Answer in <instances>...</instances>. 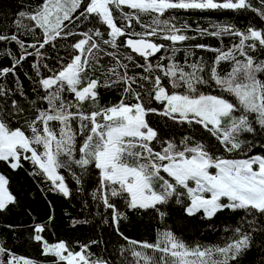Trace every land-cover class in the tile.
<instances>
[{
  "label": "snow or ice",
  "instance_id": "snow-or-ice-1",
  "mask_svg": "<svg viewBox=\"0 0 264 264\" xmlns=\"http://www.w3.org/2000/svg\"><path fill=\"white\" fill-rule=\"evenodd\" d=\"M258 3L259 7L252 0H38L34 6L22 5L11 28L0 32V42H14L20 50L18 56L11 49L0 53L11 59V66L0 67V78H15V91L28 109L17 99L9 106L13 90L0 84V161L13 171L28 162L29 176L64 197L72 194L64 171L79 185L94 169L97 187L91 197L109 211L110 221L106 217L104 222L126 241L119 249L123 264H236L259 247L257 236L264 237V154L250 155L258 147L264 152V60L251 54L264 50V28H197L198 36L227 35L239 42L227 49L202 43L181 48L178 45L197 36L185 34L190 25L179 23L172 13L251 10L264 21V0ZM196 49L214 52L215 57L209 63L195 55ZM181 51L183 62L177 59ZM30 57L34 76H24L34 84L32 100L17 73ZM225 63L228 70L222 67ZM113 88L120 89V100L102 106L101 90ZM26 110L32 118L13 127ZM153 116L184 125L189 134L165 139L163 128L151 122ZM198 132L206 136L197 139ZM249 134L252 139L245 138ZM74 168H79V175ZM9 184L0 173V212L17 203ZM120 202L129 210H151L161 220L168 215L161 208L173 202L189 217L203 213L202 219L211 220L225 210H242L245 215L237 226L224 227L231 235L222 236L223 243L190 246L170 228L158 229L155 242L138 241L120 231V222L127 219ZM54 219L49 215L45 223L34 224L31 237L41 245L42 255L56 257L53 264H112L92 259L90 247L100 241L80 245L79 251L63 240L49 243L42 233ZM0 264L38 262L0 242Z\"/></svg>",
  "mask_w": 264,
  "mask_h": 264
},
{
  "label": "trees",
  "instance_id": "trees-1",
  "mask_svg": "<svg viewBox=\"0 0 264 264\" xmlns=\"http://www.w3.org/2000/svg\"><path fill=\"white\" fill-rule=\"evenodd\" d=\"M36 2L38 0H0V32L8 31L11 28L14 14L21 9L22 5L32 4L34 6ZM252 3L255 7H259L258 0H252ZM125 11H128V9L125 8ZM172 15L177 17L179 23L190 25L191 30L185 34L197 36L196 40L178 45L181 48L202 43L213 48L224 47L227 49L233 43L239 42V38L227 35L221 37L198 36L196 33L197 28H206L209 31L214 30L213 25H233L241 31L246 30L249 25L264 28V21H261L257 14L251 10H177ZM145 20L147 21L148 18L145 17ZM140 30L139 25H137L136 31ZM21 38L26 42H33L30 37L22 36ZM4 49H11L14 54L19 55L20 50L14 42H0V53ZM28 51H33V49L29 48ZM60 54H65L63 49L60 50ZM251 54L256 57L257 61L264 60V50L258 49ZM49 55L54 56L55 52L49 50ZM195 55L203 57L209 63L215 57L214 52L200 49L195 50ZM33 59L30 57L28 61L23 63L21 68L17 69L23 85L22 90L29 100L36 99V95L32 91L34 84L24 76V73L27 72L29 76H34V72L30 67ZM177 59L183 62V51L177 53ZM5 66H11V59L4 54H0V67ZM50 66L55 65L52 63ZM222 67L224 70H228L230 65L225 63ZM135 71H140V69H135ZM260 78L264 79V74H261ZM0 84H5L13 90L9 96V106L11 99H17L23 107L28 109L27 101L20 96L19 92L15 91V78L11 74L0 78ZM101 97L100 103L102 106L115 104L120 100L121 91L119 88L102 89ZM2 100L3 98L0 97V101ZM32 116L33 113L26 110L23 116L18 117L19 123H13V127L21 126L24 119H31ZM150 119L154 125L163 128L166 133L165 139L175 138L179 140L183 135L189 134L190 130L184 125L173 124L171 121L165 122L158 116H153ZM202 135L206 136V133L198 132L196 138L199 139ZM245 138L252 139V136L249 134ZM212 143H215V141H212ZM157 150H159V146H157ZM254 154H264V152L258 147L250 153V155ZM31 170L32 165L28 162H24L23 168L13 171L6 163L0 161V173H3L9 179L10 191L17 197L15 205H10L7 210L0 212V242H3L4 247L18 256L31 258L37 261L38 264H53L56 257L42 255L41 245L32 240L31 237L34 224H43L48 221L49 215H54L55 219L42 233L49 243L63 240L67 242L73 251H79L80 245L89 244L90 241H100V243L92 244L90 247V251L94 254L92 259L102 258L111 261L112 264H123L119 249L122 244L127 246L126 241L117 235L114 226L110 222H104L106 217L110 221L109 211L104 209L101 202L94 201L91 197V193L97 187L95 170L93 169L86 174L79 185L72 179L69 172L64 171L62 173L72 189V194L69 197L48 191L47 183L42 182L40 178L29 176L28 173ZM73 171L77 175L80 174L79 168H74ZM78 189L82 190L78 191ZM49 202H51V208ZM85 202H87V206H85ZM186 203L187 200H185ZM118 207L127 215V219L122 220L119 225L120 231L125 236L138 241L155 242L158 229L170 228L190 246L195 243H223L221 237L231 235L230 231L228 233L223 232L224 227L237 226L239 219L245 215L242 210L236 212L225 210L217 213L211 220L202 219L203 213L189 217L184 214L181 205L173 202L161 208L162 211L168 213L161 220L158 214L151 210H129L123 205V202H120ZM85 220L88 222L76 223L75 225L73 223L74 221ZM9 225L12 227L9 228ZM256 243L259 247L254 246L236 264H261V261L264 260V237L257 236ZM148 251L151 254V250ZM125 255L128 256L129 260L132 259L129 254L126 253Z\"/></svg>",
  "mask_w": 264,
  "mask_h": 264
}]
</instances>
